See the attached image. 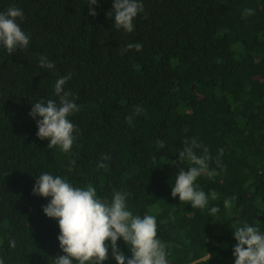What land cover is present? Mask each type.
Here are the masks:
<instances>
[{"label": "trees", "instance_id": "16d2710c", "mask_svg": "<svg viewBox=\"0 0 264 264\" xmlns=\"http://www.w3.org/2000/svg\"><path fill=\"white\" fill-rule=\"evenodd\" d=\"M141 2L128 33L109 17L113 0H97L95 16L89 0H0V12L23 11L18 23L30 35L27 49L0 46L4 264H55L63 255L58 221L42 211L50 198L32 194L43 173L91 186L109 203L127 193L133 215L156 218L168 264H235V229L247 223L264 234V0ZM129 43L142 50L123 52ZM41 56L54 69L41 68ZM69 74L64 90L79 111L69 116L77 132L64 153L38 138L29 113L41 99L59 103L55 83ZM137 106L144 111L134 115ZM186 139L208 148L216 173L196 180L209 196L204 209L171 195L179 168L191 166L179 160ZM117 247L131 257L122 239ZM104 264H116L111 249Z\"/></svg>", "mask_w": 264, "mask_h": 264}, {"label": "clouds", "instance_id": "9594fccd", "mask_svg": "<svg viewBox=\"0 0 264 264\" xmlns=\"http://www.w3.org/2000/svg\"><path fill=\"white\" fill-rule=\"evenodd\" d=\"M97 0H89V15L97 13L94 6ZM113 13L117 29L125 32L134 31V19L144 11L141 0H113ZM244 14L251 16L252 9H245ZM23 11L11 6L6 11L0 12V46L9 54L17 49H27L30 35L26 34L18 21H23ZM142 44L129 43L123 52L135 49L142 50ZM40 67L54 69L55 65L46 56L39 58ZM68 76L60 77L54 86V91L59 97V103L53 99H41L32 105L29 116L36 120L39 139L49 141L48 148L59 147L64 153H69L74 144L75 125L69 116L78 112L79 108L71 93L64 90ZM144 109L137 106L134 115L143 113ZM39 118V119H37ZM129 124L132 116L126 118ZM158 147L164 148L163 141H158ZM184 148L179 152V160H187L191 166L185 170L179 168L172 187L173 198L179 197L180 202L189 203L191 207L204 209L209 203V196L196 185L198 177L207 174L214 176V171H209L208 148L197 143L195 139L184 141ZM196 149H202L203 154L197 155ZM103 159H108L105 155ZM75 163V161H73ZM177 162H171L176 165ZM103 168L104 164H99ZM32 194L50 202L42 207L45 216L58 221L60 234L58 241L63 255L55 258V264H104L109 259V249L116 264H168L165 245L157 238V221L153 215H133L126 205L127 193L115 191L109 203L97 197L95 189L91 186L82 189L73 187L66 179L43 173L35 179ZM216 199V192L210 194ZM219 212L218 207H212L210 214ZM122 239L129 246L131 257L125 256L117 247V241ZM237 241L233 255L235 264H264V234L258 228L244 223L234 231ZM15 247L14 241H10ZM210 258V254H208ZM0 264H4L0 259Z\"/></svg>", "mask_w": 264, "mask_h": 264}]
</instances>
